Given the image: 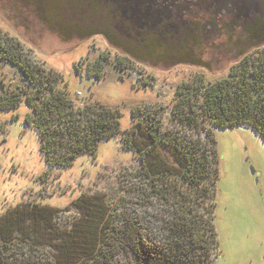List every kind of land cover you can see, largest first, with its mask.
Masks as SVG:
<instances>
[{"label":"trees","instance_id":"16d2710c","mask_svg":"<svg viewBox=\"0 0 264 264\" xmlns=\"http://www.w3.org/2000/svg\"><path fill=\"white\" fill-rule=\"evenodd\" d=\"M263 40L258 36L253 46ZM246 51L237 53L229 76L201 85L200 100L181 97L172 119L195 128L202 120L219 127L246 124L264 140V50ZM0 57L33 85L30 93L0 95V108L25 100L30 111L23 120L37 131L48 166L94 155L99 140L120 134L123 148L139 160L136 175L142 182L132 192L134 204L122 209L101 193L81 194L71 202L77 215L63 223L61 209L47 203L7 208L0 214V264H213L218 240L211 198L218 154L210 130V145L181 140L138 105L130 111L131 127L121 131L118 108L76 105L58 76L23 54L17 38L0 39Z\"/></svg>","mask_w":264,"mask_h":264},{"label":"rangeland","instance_id":"374dc122","mask_svg":"<svg viewBox=\"0 0 264 264\" xmlns=\"http://www.w3.org/2000/svg\"><path fill=\"white\" fill-rule=\"evenodd\" d=\"M33 4V0H0V39L17 38L23 54L58 76V85H65L76 105L118 108L121 131L131 127L130 111L138 105L155 115L162 130L181 140L198 138L204 143L210 130L214 142L208 143L218 154L211 198L218 240L213 264H264V140L246 124L219 127L202 120L195 128L171 117L181 97L200 100L201 85L229 76L237 53L245 48L243 38L228 36L222 42L221 37L210 38L195 47L194 57L184 53L179 62H147L134 52L117 49L100 34L49 29ZM49 19L56 24L53 17ZM246 50L245 54L256 55L264 50V40ZM19 89L30 93L33 85L16 65L0 57V95ZM28 111L25 100L0 108V214L37 201L61 209L63 223L77 215L71 202L91 193L103 194L113 208L134 204L137 198L132 192L142 184L136 175L139 160L123 148L120 134L99 140L94 155L82 154L68 166L50 167L39 150L37 131L23 120Z\"/></svg>","mask_w":264,"mask_h":264},{"label":"flooded vegetation","instance_id":"af4514ba","mask_svg":"<svg viewBox=\"0 0 264 264\" xmlns=\"http://www.w3.org/2000/svg\"><path fill=\"white\" fill-rule=\"evenodd\" d=\"M49 29L100 34L117 49L150 62H179L210 38L264 37V0H33ZM50 17L56 24H50ZM56 25V26H55ZM240 45V46H241ZM241 50V49H240ZM135 54V55H136ZM167 58V59H165Z\"/></svg>","mask_w":264,"mask_h":264}]
</instances>
